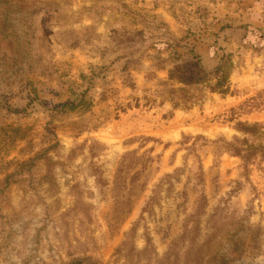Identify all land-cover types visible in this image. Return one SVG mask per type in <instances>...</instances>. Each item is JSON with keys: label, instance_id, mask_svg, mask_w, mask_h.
<instances>
[{"label": "rangeland", "instance_id": "obj_1", "mask_svg": "<svg viewBox=\"0 0 264 264\" xmlns=\"http://www.w3.org/2000/svg\"><path fill=\"white\" fill-rule=\"evenodd\" d=\"M136 1L0 0V264H264V88Z\"/></svg>", "mask_w": 264, "mask_h": 264}, {"label": "crops", "instance_id": "obj_2", "mask_svg": "<svg viewBox=\"0 0 264 264\" xmlns=\"http://www.w3.org/2000/svg\"><path fill=\"white\" fill-rule=\"evenodd\" d=\"M211 9L208 18L209 33L197 36L194 54L205 70L212 71L221 62L222 56L234 53V67L230 80L233 87L239 90L240 96H228L225 101H237L256 90L264 88V0H202ZM138 7L154 9L155 0H137ZM172 2V0H171ZM137 9H140L138 8ZM167 17L165 8H161ZM132 33L139 31L141 13L133 14ZM169 18V17H167ZM168 20V19H167ZM164 19L167 24L171 22ZM203 41H206L203 42Z\"/></svg>", "mask_w": 264, "mask_h": 264}, {"label": "trees", "instance_id": "obj_3", "mask_svg": "<svg viewBox=\"0 0 264 264\" xmlns=\"http://www.w3.org/2000/svg\"><path fill=\"white\" fill-rule=\"evenodd\" d=\"M219 70H220L219 67H217L215 71L217 72V71H219ZM218 79H219L220 81L223 82L224 77L220 76ZM219 80L217 81V85L220 84V81H219ZM212 90H214V89H212ZM227 92H228V91H227Z\"/></svg>", "mask_w": 264, "mask_h": 264}]
</instances>
